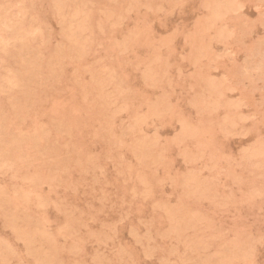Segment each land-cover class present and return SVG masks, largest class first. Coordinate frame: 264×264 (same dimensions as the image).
Segmentation results:
<instances>
[{
	"label": "rangeland",
	"instance_id": "1",
	"mask_svg": "<svg viewBox=\"0 0 264 264\" xmlns=\"http://www.w3.org/2000/svg\"><path fill=\"white\" fill-rule=\"evenodd\" d=\"M0 244L264 264V0H0Z\"/></svg>",
	"mask_w": 264,
	"mask_h": 264
},
{
	"label": "bare ground",
	"instance_id": "2",
	"mask_svg": "<svg viewBox=\"0 0 264 264\" xmlns=\"http://www.w3.org/2000/svg\"><path fill=\"white\" fill-rule=\"evenodd\" d=\"M216 11V10H215ZM57 13V12H56ZM70 18V17H69ZM59 28V27H58ZM60 30V29H59ZM39 39V38H38ZM32 41V40H31ZM74 56V55H73ZM46 67V66H45ZM17 79V78H16ZM159 114V113H158ZM123 145V144H122ZM3 169H4V167H3ZM27 188V187H26ZM16 193H17V191H16ZM23 194H25V192L23 193ZM27 194H28V192H27ZM26 195V194H25ZM24 196V195H23ZM27 196V195H26ZM26 196H24V197H26ZM36 196V195H35ZM29 198V197H28ZM28 198H26V200L28 199ZM36 199V198H35ZM38 199V198H37ZM25 201V200H24ZM42 201V200H41ZM24 203V202H23ZM38 203V202H37ZM40 206V205H39ZM66 227H68V226H66ZM46 228V227H45ZM36 229V228H35ZM39 229H40V227H39ZM42 229H43V227H42ZM10 231H12V230H10ZM38 231V230H37ZM34 233V232H33ZM22 234V233H21ZM49 234V233H48ZM22 236V235H21ZM27 236V235H26ZM25 237V236H24ZM18 238H19V241L18 242H21L22 240H21V238H20V236H18ZM18 238H16V240L18 239ZM160 240H161V238H160ZM81 241V240H80ZM23 242H25V241H23ZM28 242V241H27ZM166 242V241H165ZM169 243V242H168ZM4 244H6L5 242H4ZM8 244V243H7ZM170 244V243H169ZM2 245H3V243H2ZM0 246H1V244H0ZM4 246V245H3ZM26 246V245H25ZM5 247H7V246H5ZM4 247V248H5ZM27 247H29V246H27ZM31 247V246H30ZM11 248V247H10ZM75 248V247H74ZM7 249H9V246L7 247ZM80 249V248H79ZM5 250V249H4ZM12 250V249H11ZM25 253V252H24ZM248 254V253H247ZM26 255V254H25ZM44 255V254H43ZM51 259V258H50ZM161 264V263H160Z\"/></svg>",
	"mask_w": 264,
	"mask_h": 264
}]
</instances>
